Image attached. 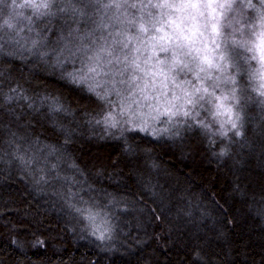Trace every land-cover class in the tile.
I'll return each instance as SVG.
<instances>
[{
	"label": "trees",
	"instance_id": "16d2710c",
	"mask_svg": "<svg viewBox=\"0 0 264 264\" xmlns=\"http://www.w3.org/2000/svg\"><path fill=\"white\" fill-rule=\"evenodd\" d=\"M33 2L0 23V264H264V95L242 56L239 134L213 137L185 115L201 81L160 50L157 0ZM70 41L92 63L59 67Z\"/></svg>",
	"mask_w": 264,
	"mask_h": 264
},
{
	"label": "clouds",
	"instance_id": "9594fccd",
	"mask_svg": "<svg viewBox=\"0 0 264 264\" xmlns=\"http://www.w3.org/2000/svg\"><path fill=\"white\" fill-rule=\"evenodd\" d=\"M256 0H157L151 4L159 30L167 28L166 47L173 63L200 79L186 102L192 106L187 115L199 120L206 132L225 137L237 130L232 102L236 88L235 71L227 52L242 56L247 67L245 83L264 95V9L253 7ZM33 0H9L0 14V23L13 26L12 20L33 8ZM9 27V28H11ZM227 45V48H225ZM208 81L207 87L204 81ZM227 85V87H225ZM238 130L236 131V134Z\"/></svg>",
	"mask_w": 264,
	"mask_h": 264
},
{
	"label": "snow or ice",
	"instance_id": "6c2138e0",
	"mask_svg": "<svg viewBox=\"0 0 264 264\" xmlns=\"http://www.w3.org/2000/svg\"><path fill=\"white\" fill-rule=\"evenodd\" d=\"M7 6L8 5L6 3V0H0V14H2L7 9ZM30 6L33 8H38V6L35 3H30ZM43 7H47V5H43ZM9 27H11V25ZM93 46H94V44H93ZM89 50H90V48L88 46H86L85 44L76 45L74 41H70L61 50L62 52H66L67 55L64 56L63 61H61V59L59 57H57V65L63 69L65 63H67L68 61H71L73 64V67H75V61L77 59H81L82 63L84 62V60H87L89 63H92L93 57L87 55ZM101 50H103V49H101ZM109 63H111V61H109ZM92 73H95L96 75H100V73L97 72L96 67H89L87 74L83 73L82 70H77V71L65 73L62 78L65 80H68L70 83L82 84V83H84L88 74H92ZM89 91H95V89L90 88ZM98 99L103 100L104 98L98 96ZM185 115H187V113H185ZM141 130H144V129H141ZM238 134L239 133H237V135ZM226 154H227L226 151L220 153V155H226ZM73 195H75V194L73 193ZM101 239H103V237H101ZM13 243H17V241L14 240ZM43 243H44L43 241L37 242L38 245H43ZM33 246H37V245L34 244Z\"/></svg>",
	"mask_w": 264,
	"mask_h": 264
},
{
	"label": "rangeland",
	"instance_id": "374dc122",
	"mask_svg": "<svg viewBox=\"0 0 264 264\" xmlns=\"http://www.w3.org/2000/svg\"><path fill=\"white\" fill-rule=\"evenodd\" d=\"M147 64H149V63H147ZM146 64V65H147ZM155 76H156V79H157V81H158V85H162L164 88L163 89H171V87H169V86H171V84H170V82L169 81H167V79L164 77V80H162V78H160V76H158V74H160V73H153ZM160 75H162V74H160ZM144 78H146V77H144ZM162 108V107H161ZM160 108V109H161Z\"/></svg>",
	"mask_w": 264,
	"mask_h": 264
}]
</instances>
